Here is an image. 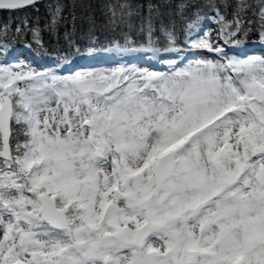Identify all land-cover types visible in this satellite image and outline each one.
<instances>
[{"label":"snow or ice","instance_id":"obj_1","mask_svg":"<svg viewBox=\"0 0 264 264\" xmlns=\"http://www.w3.org/2000/svg\"><path fill=\"white\" fill-rule=\"evenodd\" d=\"M249 46L264 0H0V264H264Z\"/></svg>","mask_w":264,"mask_h":264},{"label":"trees","instance_id":"obj_2","mask_svg":"<svg viewBox=\"0 0 264 264\" xmlns=\"http://www.w3.org/2000/svg\"><path fill=\"white\" fill-rule=\"evenodd\" d=\"M49 0H44L43 3H48ZM65 3L71 4L73 0H63ZM77 4L83 3V4H93V5H103L105 3L109 2H114V0H75ZM130 3L132 4H145L147 0H129ZM45 9L44 7H41L39 15L41 17L44 16ZM80 10L77 9V13L79 14ZM30 15L35 16L37 15L36 13H31ZM97 16L99 17V13L97 12ZM99 22V21H98ZM250 48H255L253 46H249ZM248 47V48H249ZM16 52L14 53L15 56L18 55V53H23L24 57L26 56V60L29 63H32L34 66H39V65H47L50 63L49 57H41L31 50L25 48L23 45H16Z\"/></svg>","mask_w":264,"mask_h":264},{"label":"rangeland","instance_id":"obj_3","mask_svg":"<svg viewBox=\"0 0 264 264\" xmlns=\"http://www.w3.org/2000/svg\"><path fill=\"white\" fill-rule=\"evenodd\" d=\"M257 48H258L259 50L263 49V51H253V52H251L250 54L247 53V49H245L244 51H245V53L248 54V55H264V48H261V47H259V46H258ZM15 52H16V51H15ZM18 57H19V58H20V57H24V54L21 53V54H19ZM19 58H18V59H19ZM2 59H3V57H0V60H2ZM14 59H15V58L10 59V60H14ZM21 59H24L25 61H27V60H26V56H25L24 58H20V60H21ZM27 62H28V61H27Z\"/></svg>","mask_w":264,"mask_h":264},{"label":"bare ground","instance_id":"obj_4","mask_svg":"<svg viewBox=\"0 0 264 264\" xmlns=\"http://www.w3.org/2000/svg\"><path fill=\"white\" fill-rule=\"evenodd\" d=\"M44 1V0H43ZM263 51V49H261ZM79 64H86V62L84 60H81L78 62Z\"/></svg>","mask_w":264,"mask_h":264}]
</instances>
